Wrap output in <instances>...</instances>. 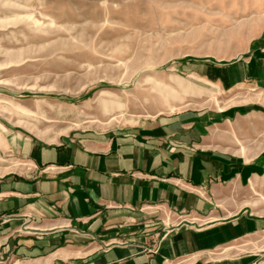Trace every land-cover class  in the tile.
<instances>
[{"label":"crops","instance_id":"0c3cea01","mask_svg":"<svg viewBox=\"0 0 264 264\" xmlns=\"http://www.w3.org/2000/svg\"><path fill=\"white\" fill-rule=\"evenodd\" d=\"M195 69L251 90V106L58 144L13 132L4 144L0 128V264H257L264 206L248 190L264 193V20L245 55ZM4 155L27 170L4 172Z\"/></svg>","mask_w":264,"mask_h":264},{"label":"rangeland","instance_id":"374dc122","mask_svg":"<svg viewBox=\"0 0 264 264\" xmlns=\"http://www.w3.org/2000/svg\"><path fill=\"white\" fill-rule=\"evenodd\" d=\"M263 20L264 0H0L4 144L11 132L58 144L159 115L251 106V90H222L195 68L245 55ZM2 166L28 168L6 155ZM248 193L264 206V193Z\"/></svg>","mask_w":264,"mask_h":264}]
</instances>
